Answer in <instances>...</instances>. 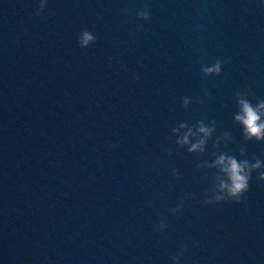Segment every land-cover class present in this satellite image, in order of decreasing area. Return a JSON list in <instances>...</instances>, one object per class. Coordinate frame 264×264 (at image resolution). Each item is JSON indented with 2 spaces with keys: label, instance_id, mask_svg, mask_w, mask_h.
I'll list each match as a JSON object with an SVG mask.
<instances>
[{
  "label": "clouds",
  "instance_id": "obj_1",
  "mask_svg": "<svg viewBox=\"0 0 264 264\" xmlns=\"http://www.w3.org/2000/svg\"><path fill=\"white\" fill-rule=\"evenodd\" d=\"M46 0H41L40 9L44 8ZM264 4V0H260ZM38 15V13H36ZM138 15L144 19L149 18L147 10H141ZM95 37L88 31H83L80 35L79 42L81 47H86L93 42ZM222 61H217L214 65L204 68L206 74L216 73L222 71ZM239 111L236 113L234 119L242 126L243 134L247 140L264 141V99H259L255 104L248 99L247 94H238ZM190 99L185 97L184 104L187 106ZM183 130V131H182ZM215 125H206L203 121L199 122L198 128H193L186 123H180L173 132L177 134V143L187 145L189 151L205 150V146L209 138L215 132ZM195 138L196 142H193ZM231 138L229 132H225L223 137L218 138L228 140ZM209 167L219 168L223 175L217 176V191L213 194L211 199L215 201L224 200L227 198H235L239 200L250 187L252 173L254 170L264 169V160L255 158V162L248 159L240 160L235 155H229L224 152L216 154ZM258 179L264 181V171H259ZM183 208V202L177 205L174 212L179 213ZM161 227H166V224L161 223ZM176 264H179V257H174Z\"/></svg>",
  "mask_w": 264,
  "mask_h": 264
}]
</instances>
